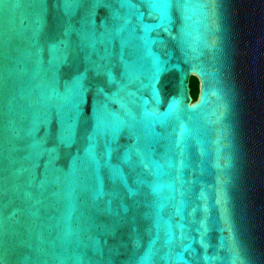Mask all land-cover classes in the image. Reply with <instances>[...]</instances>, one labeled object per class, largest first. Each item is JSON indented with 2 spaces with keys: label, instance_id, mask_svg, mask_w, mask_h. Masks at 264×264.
<instances>
[{
  "label": "water",
  "instance_id": "95a60500",
  "mask_svg": "<svg viewBox=\"0 0 264 264\" xmlns=\"http://www.w3.org/2000/svg\"><path fill=\"white\" fill-rule=\"evenodd\" d=\"M128 2L0 0V264H264V0Z\"/></svg>",
  "mask_w": 264,
  "mask_h": 264
},
{
  "label": "snow or ice",
  "instance_id": "6c2138e0",
  "mask_svg": "<svg viewBox=\"0 0 264 264\" xmlns=\"http://www.w3.org/2000/svg\"><path fill=\"white\" fill-rule=\"evenodd\" d=\"M120 3V0H118ZM135 3V0H129L128 4L131 5ZM144 3L149 4L150 6H153V11L161 14L162 18H166V10L167 7L173 3L169 2L168 4L165 5V10L161 12L158 10L156 5L152 2V0H144ZM122 4V3H121ZM121 20V27H120V32L125 30V27L129 24V20L126 17H119ZM117 33L114 32H109L107 29L103 33H100L99 35L93 34L89 36L88 34H85L82 37V42L86 47H89L93 50V52L97 51V45H105L107 44L110 40L115 39ZM107 55V49H105V52L103 55L98 56L99 64L96 65V70L97 71H102L104 69L103 61L106 58ZM91 63V61H90ZM83 80H84V75H76L71 79L70 84L67 86L68 93L69 95L73 93H83L84 87H83ZM115 130L114 128H103L97 125L96 132L94 133V139L92 141L93 144H95L100 138H103L105 140V143H108L109 136L114 140L115 139Z\"/></svg>",
  "mask_w": 264,
  "mask_h": 264
},
{
  "label": "trees",
  "instance_id": "16d2710c",
  "mask_svg": "<svg viewBox=\"0 0 264 264\" xmlns=\"http://www.w3.org/2000/svg\"><path fill=\"white\" fill-rule=\"evenodd\" d=\"M189 88H190V95L192 100L195 101L198 95V81L194 77H190L189 79Z\"/></svg>",
  "mask_w": 264,
  "mask_h": 264
}]
</instances>
